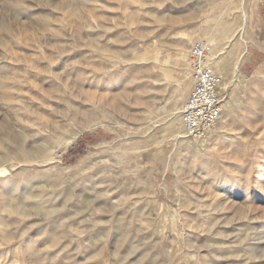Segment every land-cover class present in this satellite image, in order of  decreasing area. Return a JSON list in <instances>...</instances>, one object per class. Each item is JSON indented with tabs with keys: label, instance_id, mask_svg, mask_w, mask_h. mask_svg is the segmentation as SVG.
Here are the masks:
<instances>
[{
	"label": "rangeland",
	"instance_id": "1",
	"mask_svg": "<svg viewBox=\"0 0 264 264\" xmlns=\"http://www.w3.org/2000/svg\"><path fill=\"white\" fill-rule=\"evenodd\" d=\"M10 2L0 264H264V42L242 35L257 0ZM226 14L229 112L194 141L188 50Z\"/></svg>",
	"mask_w": 264,
	"mask_h": 264
},
{
	"label": "built area",
	"instance_id": "2",
	"mask_svg": "<svg viewBox=\"0 0 264 264\" xmlns=\"http://www.w3.org/2000/svg\"><path fill=\"white\" fill-rule=\"evenodd\" d=\"M188 68L192 86L179 110L181 128L185 137L202 140L217 124L223 105L219 93L220 77L208 66L204 40L191 43Z\"/></svg>",
	"mask_w": 264,
	"mask_h": 264
},
{
	"label": "bare ground",
	"instance_id": "3",
	"mask_svg": "<svg viewBox=\"0 0 264 264\" xmlns=\"http://www.w3.org/2000/svg\"><path fill=\"white\" fill-rule=\"evenodd\" d=\"M10 4L13 6H20V0H10ZM0 9L2 10V6L0 7ZM4 9V8H3ZM7 10V9H6ZM232 11V10H231ZM224 18L227 19V21H221L217 26H215L214 28L210 29V30H204L201 31L200 36L203 40H205L206 44L210 47V51L207 54V57L209 58L208 60V66L213 70L214 68L217 69L216 71H218V67L215 65L217 62H219L218 60V56L220 54H223L224 57L228 58L230 56V54L227 52V45L228 46H232V39L234 36L237 35V33L239 32L238 26L236 24V20H235V16L234 15H229L226 14L224 15ZM1 30H3L4 33H14L16 31V29L12 28L11 25H3V27L1 28ZM16 33V32H15ZM9 35V34H8ZM188 37V36H187ZM200 40V39H199ZM228 42V44L226 46L223 47V49L220 50V52L216 53L213 49V47H218V44L221 42ZM212 46V49H211ZM186 55V54H185ZM218 59V60H217ZM219 65H221V61L218 63ZM214 71V70H213ZM218 73V72H215ZM221 72H219V76ZM3 76L0 75V99H3L5 96V90L3 88ZM226 82H225V77H223L222 79H220L219 82V91L221 89V91H225L226 90ZM220 91V92H221ZM227 102V101H226ZM228 103V102H227ZM226 103V104H227ZM6 104V103H5ZM224 104L222 106V110L220 112V115L218 117L217 120V124L215 125V127L210 130V132L208 133L207 137L211 135L212 132H216L218 131L222 126H223V121L227 115V113L229 112V105L227 106ZM229 104V103H228ZM224 107V109H223ZM12 108V107H11ZM181 123V122H180ZM170 124L173 125L174 121L173 119L170 120ZM194 141H199V140H194ZM203 141V140H200ZM197 144V142H196ZM199 144V143H198ZM31 155V154H30ZM33 159V158H32ZM3 158L0 157V178H1V183L6 182V174H8V168L7 166L3 163ZM9 161V160H8ZM7 187V186H6ZM8 189V188H7ZM7 191V190H6ZM9 191V190H8ZM7 194V193H6ZM11 194V193H10ZM9 194V195H10ZM12 199V198H11ZM21 206V205H20ZM38 206V205H37ZM22 208V207H21ZM39 209V208H38ZM25 212V211H24Z\"/></svg>",
	"mask_w": 264,
	"mask_h": 264
},
{
	"label": "crops",
	"instance_id": "4",
	"mask_svg": "<svg viewBox=\"0 0 264 264\" xmlns=\"http://www.w3.org/2000/svg\"><path fill=\"white\" fill-rule=\"evenodd\" d=\"M246 18H248V20L244 25L242 35L247 39H255L258 45H262V42H264V0H257L255 8ZM248 45L251 46L249 43ZM257 49L258 51H262L259 46Z\"/></svg>",
	"mask_w": 264,
	"mask_h": 264
}]
</instances>
